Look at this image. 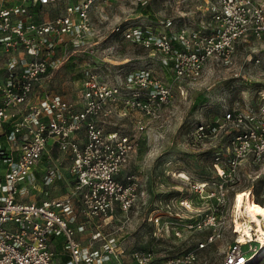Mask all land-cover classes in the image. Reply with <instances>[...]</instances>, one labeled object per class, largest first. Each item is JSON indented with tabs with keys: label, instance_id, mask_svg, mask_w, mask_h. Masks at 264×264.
<instances>
[{
	"label": "built area",
	"instance_id": "2783aa9c",
	"mask_svg": "<svg viewBox=\"0 0 264 264\" xmlns=\"http://www.w3.org/2000/svg\"><path fill=\"white\" fill-rule=\"evenodd\" d=\"M56 1L0 0V264H194L198 250L219 239L222 231L219 211L214 208L196 215L200 208L188 197L167 200L164 212L155 211L147 219L157 237L184 238L211 229L196 248L159 258L148 248L128 252L114 232L97 229L86 240L80 237L93 220L99 228L104 224L100 220L118 210L124 224L132 222L140 199L147 202L139 178L124 170L149 123L156 121L159 128L167 125L164 109L172 101L173 89L149 68H141L115 83L89 71L80 103L46 89L37 93L42 78L64 61L58 50L65 52L69 41L74 50H83L95 33L93 8L111 0L70 2L64 13L51 19H38L30 9ZM213 13L210 32L182 26L173 34L142 25H117L115 31L172 61L178 79L194 81L210 62L233 65L239 43L256 40L264 45L263 0H218ZM260 95L257 107L228 109L215 121L195 124V140L217 137L223 131L228 135L227 145L221 144L214 153L211 165L216 177L191 181L192 189L218 208L234 205L244 161L264 164V90ZM131 110L141 115L137 131L107 129L108 120ZM49 146L69 152L73 180L64 195L50 196L47 190L45 197L30 199L28 193L39 184L38 177L45 186L62 178L59 165H47L39 174L37 166ZM235 227L234 223V232ZM253 232L245 242L235 232L224 264H250L257 258L260 250L253 249V242H259V247L264 242Z\"/></svg>",
	"mask_w": 264,
	"mask_h": 264
},
{
	"label": "rangeland",
	"instance_id": "374dc122",
	"mask_svg": "<svg viewBox=\"0 0 264 264\" xmlns=\"http://www.w3.org/2000/svg\"><path fill=\"white\" fill-rule=\"evenodd\" d=\"M76 1L79 0H57L30 9L38 19H51L64 13L68 3ZM217 1L98 2L91 12L95 33L89 36L84 49L74 50L69 41L65 52L58 50V55L64 58V61L48 76H44L36 87L37 93L46 89L80 103L84 79L89 71L96 72L103 80L115 83L123 82L134 70L149 68L154 76L173 89L172 101L164 109L167 125L159 128L156 121L149 123L147 130L140 134L138 151L124 170V174L134 173L139 178L142 188L147 192V202L144 203L143 199H140L135 208L137 210L132 214L133 221L128 224H124L125 219L120 210L113 217L100 220L104 224L99 228L96 226L98 221L93 220L88 228L79 234L83 240L89 238L97 229L114 232L128 252L139 247L148 248L159 258L196 248L198 242L206 239L211 233V229L194 232L193 235L187 234L184 238L172 235L157 237L154 224L147 219L155 211L164 212L167 200L188 197L196 208H200L199 212H195L196 215L216 208L220 214L218 227L222 231L219 239L207 248L198 250L199 259L194 264H224L229 246L236 239L233 229V220L236 218L234 205L231 202L218 208L217 205L207 203L206 198L192 189L191 181L216 177L211 165L214 153L221 144L227 145L228 135L223 131L217 137L199 141L195 140L193 130L196 123L215 121L228 109L244 108L247 105L257 107L260 104V90H264V45L256 40L243 41L238 45L233 65L210 62L200 79L188 81L175 76L172 61L165 60L161 53H153L125 38L121 31H115L117 25L122 28L142 25L153 31L165 29L173 34L182 26L210 32L215 24L212 14ZM90 48H94V52H91ZM257 58H260L261 62L257 63ZM140 116L138 110H131L128 115H116L105 124L107 129L116 128L133 133L138 129L136 121ZM47 165H59L62 178L52 185L45 186L41 177H38L39 184L28 193L30 199L45 197L47 190L50 196L67 193V187L74 177L70 173L69 152L49 146L37 167L41 171ZM39 174L42 176L43 171ZM236 189L250 190L252 200L254 192L256 201L258 198L264 205V164L259 166L252 160L244 161ZM160 200L164 203H160ZM180 211L185 215L190 214L184 209ZM83 219L79 216V221ZM259 245V242H253V249L258 248L260 253L250 264H264V245ZM248 248V245L244 246L245 250Z\"/></svg>",
	"mask_w": 264,
	"mask_h": 264
},
{
	"label": "bare ground",
	"instance_id": "6f19581e",
	"mask_svg": "<svg viewBox=\"0 0 264 264\" xmlns=\"http://www.w3.org/2000/svg\"><path fill=\"white\" fill-rule=\"evenodd\" d=\"M236 198L235 232H240V238L245 242L247 237L254 235L253 230H256L258 240L264 241V206L253 204L250 190L239 191Z\"/></svg>",
	"mask_w": 264,
	"mask_h": 264
},
{
	"label": "trees",
	"instance_id": "16d2710c",
	"mask_svg": "<svg viewBox=\"0 0 264 264\" xmlns=\"http://www.w3.org/2000/svg\"><path fill=\"white\" fill-rule=\"evenodd\" d=\"M252 201H253V204H254V205H256V204H257V205H263L262 200H258V198H257V201H256V199H254V198H253ZM263 206H264V205H263ZM57 249H58V250H61V245H60V244H58ZM181 252H182V251H181Z\"/></svg>",
	"mask_w": 264,
	"mask_h": 264
},
{
	"label": "crops",
	"instance_id": "0c3cea01",
	"mask_svg": "<svg viewBox=\"0 0 264 264\" xmlns=\"http://www.w3.org/2000/svg\"><path fill=\"white\" fill-rule=\"evenodd\" d=\"M33 8L36 9L37 6H33ZM81 133L83 134L84 132H81ZM67 190H68V187H67ZM60 245H61V244H60ZM57 246H58V245H57ZM57 250H58V249H57ZM57 252H58L59 254H61V250H58ZM62 259L65 260V259H66V256L63 255V256H62Z\"/></svg>",
	"mask_w": 264,
	"mask_h": 264
}]
</instances>
